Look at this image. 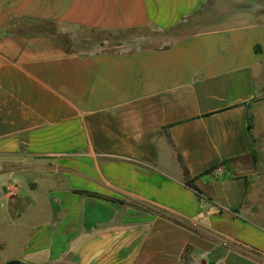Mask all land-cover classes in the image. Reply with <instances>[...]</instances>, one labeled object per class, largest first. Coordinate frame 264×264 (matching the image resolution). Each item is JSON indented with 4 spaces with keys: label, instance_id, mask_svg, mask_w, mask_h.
Returning a JSON list of instances; mask_svg holds the SVG:
<instances>
[{
    "label": "crops",
    "instance_id": "1",
    "mask_svg": "<svg viewBox=\"0 0 264 264\" xmlns=\"http://www.w3.org/2000/svg\"><path fill=\"white\" fill-rule=\"evenodd\" d=\"M0 264H264V0H0Z\"/></svg>",
    "mask_w": 264,
    "mask_h": 264
},
{
    "label": "rangeland",
    "instance_id": "2",
    "mask_svg": "<svg viewBox=\"0 0 264 264\" xmlns=\"http://www.w3.org/2000/svg\"><path fill=\"white\" fill-rule=\"evenodd\" d=\"M257 7H252L251 9H256ZM152 36H157L155 33L152 34ZM121 38V37H120ZM123 39V38H121ZM127 40V39H126ZM129 41V40H128ZM124 46H119V48L117 49L118 52H130V51H135L137 49H149V48H156V47H161V46H166L167 44H150V43H146V44H139V45H131L129 44H123ZM38 177L36 175H33L31 173L28 174H19L15 177V181L14 183H18L21 185V187L23 188V190H27V192H30L31 189V185H36L38 184L37 181ZM46 184L44 183H40L39 187L33 191L30 192V195L33 197H36L40 194L43 193L44 188H45Z\"/></svg>",
    "mask_w": 264,
    "mask_h": 264
},
{
    "label": "trees",
    "instance_id": "3",
    "mask_svg": "<svg viewBox=\"0 0 264 264\" xmlns=\"http://www.w3.org/2000/svg\"><path fill=\"white\" fill-rule=\"evenodd\" d=\"M252 127L251 125L249 124L248 126V130L249 132L251 131ZM184 180H185V186L189 189H191L192 191L195 192V194L197 195V197L199 198V200L204 204V205H207L209 203V199H206L203 195V193L200 191V189L197 188L196 186V180L197 178H191L189 173L184 170ZM73 194L75 195H81V196H88V197H93V198H98V199H101V200H105V201H108V202H111V203H115V204H118V205H123L125 204L123 201H120V200H115V199H107V198H103L101 196H98L96 194H91V193H88V192H85V191H74ZM174 222L178 225H181V226H184V227H187L186 224L180 222V221H175Z\"/></svg>",
    "mask_w": 264,
    "mask_h": 264
}]
</instances>
